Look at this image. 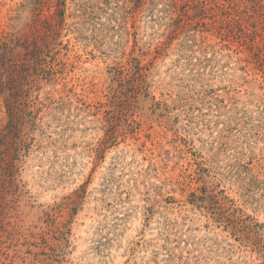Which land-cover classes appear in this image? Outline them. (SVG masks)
Returning a JSON list of instances; mask_svg holds the SVG:
<instances>
[{
	"label": "rangeland",
	"instance_id": "obj_1",
	"mask_svg": "<svg viewBox=\"0 0 264 264\" xmlns=\"http://www.w3.org/2000/svg\"><path fill=\"white\" fill-rule=\"evenodd\" d=\"M37 14L0 264H264L262 2L0 0V36Z\"/></svg>",
	"mask_w": 264,
	"mask_h": 264
},
{
	"label": "trees",
	"instance_id": "obj_2",
	"mask_svg": "<svg viewBox=\"0 0 264 264\" xmlns=\"http://www.w3.org/2000/svg\"><path fill=\"white\" fill-rule=\"evenodd\" d=\"M256 1L262 2L264 6V0ZM37 9L38 8H36V10ZM38 22L39 17L37 14L30 26V32L20 36H15V34H3L0 36V92H9L8 103L11 106V120L7 125L0 128L1 141L4 138V131L12 128V125L16 126V124H18L15 120L17 118L15 109H18V107H15L13 104L17 102V100H20L18 97H20L21 86L27 78L26 64L44 63L45 59L43 56L52 43L47 40L49 35L42 36L39 34ZM50 26L52 27V24H50ZM20 101L21 104H23L24 101ZM21 111H23L24 114L26 113V110L21 109ZM20 118H18V120H20ZM6 170H4V175H7L8 172L10 174V167L6 168ZM1 178L4 179L2 176Z\"/></svg>",
	"mask_w": 264,
	"mask_h": 264
}]
</instances>
